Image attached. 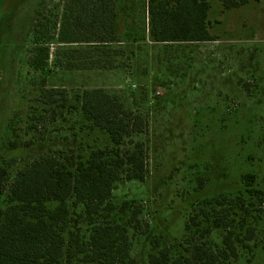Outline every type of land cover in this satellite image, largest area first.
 Segmentation results:
<instances>
[{
  "label": "rangeland",
  "instance_id": "374dc122",
  "mask_svg": "<svg viewBox=\"0 0 264 264\" xmlns=\"http://www.w3.org/2000/svg\"><path fill=\"white\" fill-rule=\"evenodd\" d=\"M141 1L128 0L129 7L134 5L123 27L132 18L137 23L143 19ZM65 3L0 0V163L14 158L25 165L67 146L86 154L110 146L108 134L80 112L68 114L66 107L48 103L47 116L41 115L40 89L65 87L72 103L74 91L102 87L144 119L142 132L130 139L148 147L146 179L118 181L112 199L118 209L128 202L126 213L117 210L112 217L130 226L135 264H149V253L164 246H170L174 261L181 259L177 264H189L186 258L193 262L192 245L201 239L199 228H184L192 210L206 198L238 195L246 205L255 201L249 206L253 215L242 224L244 211L236 207L231 211L236 219L220 221L204 245L217 250L226 228L239 240L253 226L255 239L238 241V258L226 264H264V0L227 10L221 0H211L212 40L156 43L145 35L131 36L133 41L122 36L115 46L134 54L121 55V68L64 70L51 61L52 71L44 79L29 81L31 19L39 14L56 18ZM128 140L124 150L131 147ZM247 174L254 175L251 190L262 193V202L255 191L246 192ZM136 206L142 213L131 225Z\"/></svg>",
  "mask_w": 264,
  "mask_h": 264
},
{
  "label": "trees",
  "instance_id": "16d2710c",
  "mask_svg": "<svg viewBox=\"0 0 264 264\" xmlns=\"http://www.w3.org/2000/svg\"><path fill=\"white\" fill-rule=\"evenodd\" d=\"M248 1L221 3L227 10ZM127 2L66 0L62 14L56 18L41 14L30 18L32 46L27 79H44L43 74L52 71L51 61L64 70L121 68L125 65L121 55L134 54L133 49L115 46L122 43V36L135 39L145 35L156 43L214 39L208 21L211 0H142L139 13L143 19L137 23L132 18L128 28L122 23L131 17L128 10L134 4L129 7ZM138 24L145 27L139 30L135 28ZM40 93L44 98L43 117L49 112L48 103L66 107L68 114L80 112L108 134L111 145L94 148L88 154L67 146L25 165L17 164L14 158L0 163V264H135L136 259L130 254V226L112 217L117 210L126 213L128 202L118 209L112 199L118 181L146 179L148 147L130 139L134 133L142 132L144 119L102 87L74 91L72 103H68L65 87L40 89ZM52 112L56 113L54 108ZM127 139L131 147L124 150ZM243 178L246 192L255 191L262 202V193L251 190L254 175ZM244 200L239 195L235 199L211 197L192 210L184 228L187 232L199 228L201 240L192 245L194 261L186 258L189 264H226L229 259L238 258V241L245 239L250 243L255 239L253 226L239 240L233 229L226 228L220 248L213 250L204 245L220 221L236 219L233 215L237 214L231 212L236 207L244 211L242 224L253 215L249 206H256L255 201L246 205ZM141 213L138 206L132 210L128 220L131 225ZM145 231L146 228L138 234ZM180 260H173L170 246L149 253V264H177Z\"/></svg>",
  "mask_w": 264,
  "mask_h": 264
}]
</instances>
